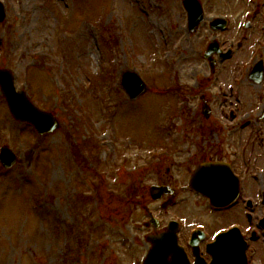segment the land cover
<instances>
[{"label":"rangeland","instance_id":"rangeland-1","mask_svg":"<svg viewBox=\"0 0 264 264\" xmlns=\"http://www.w3.org/2000/svg\"><path fill=\"white\" fill-rule=\"evenodd\" d=\"M1 2L0 66L60 125L38 135L0 93V146L18 155L13 167L0 165V264H141L135 199L158 206L148 186L185 158L160 156L173 147L168 125L199 123L196 99L176 114L201 43L184 32L181 0ZM203 2L207 12L226 9L225 0ZM126 69L147 85L133 100L119 86ZM178 199H187L182 213L204 211L196 197Z\"/></svg>","mask_w":264,"mask_h":264},{"label":"flooded vegetation","instance_id":"flooded-vegetation-1","mask_svg":"<svg viewBox=\"0 0 264 264\" xmlns=\"http://www.w3.org/2000/svg\"><path fill=\"white\" fill-rule=\"evenodd\" d=\"M201 3L204 17L197 31L189 33L186 18L184 28L201 41L197 54H189L197 59L188 70L183 109L196 99L199 123L178 130L180 141L171 142L167 155L185 158L173 163L175 173L167 168L165 182L154 183L169 186V193L154 191L160 197H150L158 202L154 209L142 204L143 198L135 199L144 214L141 256L163 247L161 256H187L189 264L194 256L209 261L207 244L237 226L247 240L249 264H264L255 262L264 252V0H225V11L213 13ZM200 164L207 165L197 184L200 191L180 190ZM236 187L238 196L231 200ZM206 194L220 196L217 207L209 205ZM184 195L201 200L204 211L180 212L187 199L178 198Z\"/></svg>","mask_w":264,"mask_h":264},{"label":"water","instance_id":"water-1","mask_svg":"<svg viewBox=\"0 0 264 264\" xmlns=\"http://www.w3.org/2000/svg\"><path fill=\"white\" fill-rule=\"evenodd\" d=\"M189 12L191 13L190 24L192 30L195 29L197 22L200 20V10L197 8L193 1H188ZM5 16V9L0 2V21ZM0 43L2 40L0 38ZM122 85L130 98H135L142 94L146 90V85L136 72L127 71L122 75ZM0 88L4 95L7 106L15 119L30 122L34 125L36 130L40 133L53 132L58 128L59 122L56 116L48 111L38 109L26 96L23 90H16L14 86V75L5 67H0ZM0 161L7 168L11 167L15 161L16 156L8 146L0 147ZM199 170V169H198ZM199 173V171L197 172ZM216 241L222 249L225 248L226 254L224 256H218L216 252L215 243L209 247V250L214 253L210 264H246V257L244 254V242L241 240L239 234H233L230 232L223 233ZM160 252V250L158 251ZM223 252V251H222ZM156 256H147L144 264H168L165 260L166 256H159L160 253H156ZM172 264H185L183 256H176Z\"/></svg>","mask_w":264,"mask_h":264}]
</instances>
